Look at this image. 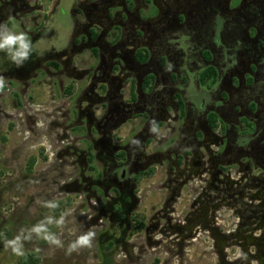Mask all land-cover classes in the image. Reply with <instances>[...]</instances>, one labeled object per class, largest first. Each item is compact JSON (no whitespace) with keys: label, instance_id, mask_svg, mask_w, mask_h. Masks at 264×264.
<instances>
[{"label":"flooded vegetation","instance_id":"flooded-vegetation-1","mask_svg":"<svg viewBox=\"0 0 264 264\" xmlns=\"http://www.w3.org/2000/svg\"><path fill=\"white\" fill-rule=\"evenodd\" d=\"M250 5L248 16L240 7L204 16L209 6L200 0H71L67 8L60 0H0V14L86 16L75 19L83 33L69 48L89 47L96 64L79 69L70 54L62 62L91 78L77 110L87 146L74 159L85 163L88 200L119 224L115 241L131 225L141 177L161 172L165 195L146 230L165 239L167 252L181 261L186 247L209 238L219 264L264 256V4ZM143 7L152 16H140ZM97 160L100 169L85 174ZM187 192L195 197L179 209ZM223 209L239 217L229 228ZM235 244L242 254L230 259Z\"/></svg>","mask_w":264,"mask_h":264},{"label":"rangeland","instance_id":"rangeland-1","mask_svg":"<svg viewBox=\"0 0 264 264\" xmlns=\"http://www.w3.org/2000/svg\"><path fill=\"white\" fill-rule=\"evenodd\" d=\"M63 1L66 8L71 5V0ZM202 1L209 6L203 8L204 16L213 11L236 14L234 10L243 1L239 8L242 12L251 7L252 1L264 4V0ZM141 9L144 14L140 16H152L147 14L149 8ZM243 14L250 15L246 11ZM75 19L82 23L86 16L38 14V9L34 14H0V39L9 32L24 33L29 45L27 55L15 59L12 55L17 45L0 50V78L4 79L0 89V264H18L19 257L27 252L39 254V264H152L157 258L158 264H219L214 241L209 238L186 247L180 261L166 251L165 239L147 233L146 227L165 195V190L158 187L163 180L161 172L141 177L137 192L141 200L132 212L126 236L117 241L114 235L120 236L119 224L88 200L81 178L85 163L74 158L87 146L83 137L85 118L77 120V110L86 106L83 91L91 78L85 74L79 79L63 69L62 62L70 54L74 65L83 69L94 66L96 58L86 46L70 50L72 38L79 40L83 33L77 30ZM47 60L59 64V76L53 75L57 68ZM31 64L37 67L26 70ZM128 131L125 128L122 134ZM34 156L36 161L29 170V160ZM90 165L93 169L85 174L101 167L98 160ZM182 196L179 209L195 197L192 192ZM223 210V224L229 228L230 221L235 223L239 217ZM135 218L145 223L141 229H137ZM84 237L86 243L82 242ZM259 243L264 251V242ZM256 244L250 246L255 254L260 250ZM227 250L230 259L242 254L238 244ZM258 256L250 262L264 263V256Z\"/></svg>","mask_w":264,"mask_h":264},{"label":"clouds","instance_id":"clouds-1","mask_svg":"<svg viewBox=\"0 0 264 264\" xmlns=\"http://www.w3.org/2000/svg\"><path fill=\"white\" fill-rule=\"evenodd\" d=\"M13 45H17V49L12 55V59H15L17 56L23 57L27 55L26 50L28 49L29 45L26 42V34L24 33L13 34L9 32L8 35L0 39V50L5 49L6 46L10 49L11 46ZM3 86H4V79L0 78V89H2ZM82 242L86 243L87 237L82 238Z\"/></svg>","mask_w":264,"mask_h":264},{"label":"trees","instance_id":"trees-1","mask_svg":"<svg viewBox=\"0 0 264 264\" xmlns=\"http://www.w3.org/2000/svg\"><path fill=\"white\" fill-rule=\"evenodd\" d=\"M51 64L55 67H58L59 64L56 61L51 62ZM207 73V72H206ZM205 73V77L207 76V74ZM211 72H209L210 74ZM67 92L70 93L71 92V87L67 89ZM36 161V157H31L29 160V167L28 169L31 170L34 163ZM136 219V218H135ZM137 221V229H141L145 223L141 220L136 219ZM40 263V256L39 254L35 253V252H27L23 255H21L19 257V261L18 264H39ZM159 263V259L157 258L156 260H154V262L152 264H158Z\"/></svg>","mask_w":264,"mask_h":264}]
</instances>
